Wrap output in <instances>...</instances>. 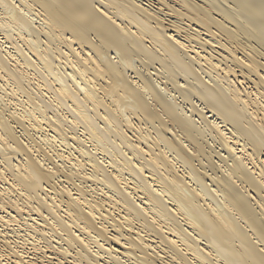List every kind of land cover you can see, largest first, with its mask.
I'll return each mask as SVG.
<instances>
[{
  "label": "bare ground",
  "instance_id": "6f19581e",
  "mask_svg": "<svg viewBox=\"0 0 264 264\" xmlns=\"http://www.w3.org/2000/svg\"><path fill=\"white\" fill-rule=\"evenodd\" d=\"M0 264H264V0H0Z\"/></svg>",
  "mask_w": 264,
  "mask_h": 264
}]
</instances>
